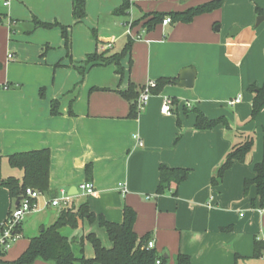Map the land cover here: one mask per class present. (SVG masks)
Here are the masks:
<instances>
[{
    "label": "crops",
    "instance_id": "obj_1",
    "mask_svg": "<svg viewBox=\"0 0 264 264\" xmlns=\"http://www.w3.org/2000/svg\"><path fill=\"white\" fill-rule=\"evenodd\" d=\"M165 1L156 9L149 3L147 10L137 4V17L133 9L128 16L115 14L124 0L121 5L114 2L101 7L97 23L87 24L88 29L93 28V36L87 39L78 61L65 59L56 69H52L55 64L42 60L4 61L0 70V177L23 178L22 170L10 166V155L48 149L49 192L42 194L47 202L64 191L73 196L75 205L87 202L91 212L118 224L123 222L124 207H131L137 214L136 234L154 241L156 251L168 257L169 264H175L179 254L189 256L191 264H264V254L252 258L256 241L264 242V210L255 186L245 192V182L255 176L254 168L264 153V108L252 120L254 94L249 92L253 85H264V0H250L248 9L242 1L225 0L220 9L197 16L189 24L161 23L147 30L143 20L133 24L131 30L135 29L128 35L126 24L144 15L183 12L213 0ZM15 6V0L10 7L0 6V19ZM86 10V18L76 24L92 15L87 2ZM256 17L261 21L256 23ZM134 33L131 51L121 60L122 76L115 64L88 67L85 75L78 70L89 55L120 54ZM189 67L197 73L193 88L168 85L152 95L136 118L130 117L131 105L120 91L134 84L140 92L160 78L178 81L180 72ZM13 69L22 70V75ZM40 69L48 70L44 71L48 77L34 76L37 80L33 81L31 72L40 73ZM238 96L241 103L229 106ZM165 98L173 101L167 115L162 113ZM55 100L58 115L52 114ZM200 113L208 120L223 122L198 130ZM134 136L143 141L142 147ZM250 136L256 139V147L247 161L235 163L215 185L213 178L228 153ZM6 159L11 169L4 167ZM163 166L189 175L177 187L159 194ZM86 182L94 185L95 193L79 198L80 186ZM120 184L125 185V194ZM16 202L0 187V222L7 219ZM59 213L60 209L49 205L38 215H28L21 237L4 260L20 257L30 239L52 225ZM31 228L25 241V232ZM91 233L105 248H112L98 222L84 221L76 231L64 230L77 240ZM84 256L93 258L94 253L86 250ZM35 264L51 263L38 260Z\"/></svg>",
    "mask_w": 264,
    "mask_h": 264
},
{
    "label": "trees",
    "instance_id": "obj_2",
    "mask_svg": "<svg viewBox=\"0 0 264 264\" xmlns=\"http://www.w3.org/2000/svg\"><path fill=\"white\" fill-rule=\"evenodd\" d=\"M224 0H213L196 7H192L183 12L169 13H151L144 15L143 18L134 22V25L139 24L143 20V27L147 30L154 29L158 24H161L167 17L171 18L172 23H191L197 16L202 14L212 13L220 9ZM131 5L128 0H124L123 5L116 9V15L128 16ZM259 12L263 11L259 9ZM72 13L76 23L82 22L87 16L86 0H72ZM43 27L50 28L49 25L41 24ZM63 36L68 42V29L61 27ZM129 43L120 54L107 57L105 53H95L89 55L83 67H78L82 75L88 67L93 66H109L115 64L117 74L123 75L124 69L121 65V60L131 51L133 43L132 38H129ZM172 78H160L156 82V86L151 89L152 95L160 93L166 86L175 83ZM144 87L141 89L143 90ZM141 92V91H140ZM140 92L134 84H131L127 91H120V95L125 98L131 105V118L138 116L139 108L138 101ZM249 92L254 94L252 105V120H255L262 109L264 108V85L257 87L255 85L249 88ZM52 114H59V102L53 101ZM223 120L211 121L203 114H199L196 127L198 130H207L215 127ZM225 124H227L225 122ZM255 139L253 136L246 138L238 145L234 146L228 153L223 163L219 166L216 176L213 178L215 185L222 182L225 173L230 170L235 163H245L248 156L253 150ZM8 161L11 167L20 169L24 175L22 180L14 177L1 178L0 187L9 191L12 200H21L28 188L39 191L41 194L49 192V175L51 167V154L48 149L34 150L30 152H22L10 155ZM255 176L252 179L246 180L245 192L247 193L251 186L256 187L259 206L264 210V153L263 160L254 168ZM161 180L158 189L159 194H163L172 186H178L185 181L189 173L185 170H172L166 166L161 167ZM88 173H91V168H88ZM123 222L121 224L113 223L105 219L104 216H97L90 210L87 202L80 204L77 208L70 207L60 210L57 220L50 226L42 228L37 236L30 239V244L27 250L15 261L4 260L6 253L0 252V264H35L41 260L51 264H169L168 257L159 254L156 249L147 250L146 245L150 240L148 236L140 238L135 230L137 214L128 206L123 210ZM84 221L89 223L98 222L101 228H104L112 243V248L107 249L103 246L101 240L93 233L87 237H81L79 240L76 237H69L64 234L65 229L76 231ZM21 226L17 229L20 233ZM87 240L94 249V257L86 258L84 256L83 244ZM76 242L80 256L76 254ZM82 246V248H80ZM264 254V242L256 241L255 250L252 256L253 259H259ZM236 256V261L239 260ZM175 264H191V258L187 255L179 254ZM237 264V262H236Z\"/></svg>",
    "mask_w": 264,
    "mask_h": 264
},
{
    "label": "rangeland",
    "instance_id": "obj_3",
    "mask_svg": "<svg viewBox=\"0 0 264 264\" xmlns=\"http://www.w3.org/2000/svg\"><path fill=\"white\" fill-rule=\"evenodd\" d=\"M120 1L121 0H86L87 7L91 8L92 15L90 16L88 14V18L85 23L76 24L73 18V13L71 12V0H15L16 8L14 7V10L11 12L6 10V13L8 14L7 17L0 19V25H3V28H0V70L4 68L5 60L11 61L12 63L22 62L24 60H42L44 61V64H49L50 66L55 64L52 69L58 68L60 66L59 64L64 62L65 59L70 61V58H72L74 61H78L76 58H79L82 54V51H84L87 39L93 36V28L88 29L89 25L87 26V24L92 25L97 23L101 7L105 8L109 5H112L114 2L119 3ZM160 1L161 0H142L140 3H138V5L142 6L143 10L150 8L156 9L157 5L161 4ZM239 1H242L241 4L246 6L247 9L250 6V0ZM224 2L225 0L223 1V4ZM148 4L152 5V7L149 8ZM251 4L253 3L251 2ZM169 12L171 11H167L166 13ZM94 14H96V16ZM133 14V16L136 17L139 14L137 12V7H133ZM258 19L259 17H256V23L258 22ZM41 24L49 25L51 27H43ZM120 26L122 27V23ZM61 27L68 29V42H66L64 39ZM134 29L135 27L131 31L133 32ZM128 35L130 36L131 32ZM131 38H136L135 33ZM9 55H12L13 58H9ZM46 67L47 65H45L43 69H46ZM12 71H15L16 74L22 75V70L20 69H13ZM37 71L40 73H33V71L31 72L33 81L37 80L34 76H39V78L40 76H42V78L46 76L48 77V72H44L48 70L40 69ZM29 82H31V79ZM255 147L256 139L253 149H255ZM3 165L4 167H8V169L10 168L7 159L4 160ZM83 195L86 194L81 192L79 198H82ZM47 201L48 200L45 196L41 195L39 197L37 201L39 209V211L36 212L37 215L44 209H48L49 205ZM50 207L52 206L50 205ZM72 207H78L75 205L74 201ZM46 213L47 216H49L48 211ZM26 217L23 221L27 219ZM94 223H97V221ZM69 231H71V229H69ZM32 232V228L25 232V241L28 240ZM20 237L21 236L19 234V238ZM15 243H13V246ZM75 246L79 247L78 243H76ZM83 246L84 255L86 254V250L87 253H94L93 247L87 240L84 241ZM80 248H82V246ZM9 251L6 252V255H8ZM78 251V248H76V254L80 256Z\"/></svg>",
    "mask_w": 264,
    "mask_h": 264
},
{
    "label": "built area",
    "instance_id": "obj_4",
    "mask_svg": "<svg viewBox=\"0 0 264 264\" xmlns=\"http://www.w3.org/2000/svg\"><path fill=\"white\" fill-rule=\"evenodd\" d=\"M13 0H0V6L2 7H10ZM132 11L133 7H135L138 3H140L142 0H128ZM171 18L167 17L163 20V25H169L171 24ZM134 22H130L126 24V27L128 28V33L131 32V28L133 27ZM9 58H13L12 55H9ZM156 86V82H150L146 86H144V89L140 93L139 101H138V108L139 111H142L148 104L150 98L152 97L151 89ZM242 97L238 96L235 99L228 102V105L233 107L239 103H241ZM172 99L165 98L164 105L162 107V113L163 114H170L172 109ZM134 139L138 142L139 146H143V141L138 136H134ZM120 189L122 193H126L125 185L120 184ZM80 190L85 193L86 195H92L95 193V188L92 183H83L80 186ZM42 194L34 190L32 188H28L23 196V198L20 200V203L18 206H15L14 209L10 212L9 216L6 220L0 222V252L6 253L11 249L13 246V243L19 238V233L17 232V229L22 225L23 220L26 216L36 213L39 211L37 201L39 197ZM73 204V196L68 195L64 191H61V193L50 200L48 202V205H51L52 207H56L60 210L68 209L72 207ZM147 250L155 249V243L154 241H148L146 245ZM157 264H160V261H157Z\"/></svg>",
    "mask_w": 264,
    "mask_h": 264
},
{
    "label": "water",
    "instance_id": "obj_5",
    "mask_svg": "<svg viewBox=\"0 0 264 264\" xmlns=\"http://www.w3.org/2000/svg\"><path fill=\"white\" fill-rule=\"evenodd\" d=\"M260 21H261V17L258 19V22H260ZM216 30L218 31L219 27H217ZM196 76H197V73H196V69L194 67H189V68L183 69L180 72L179 80L176 81L175 84L179 88L191 89L194 87ZM19 203H20V200H17L16 206H18Z\"/></svg>",
    "mask_w": 264,
    "mask_h": 264
}]
</instances>
